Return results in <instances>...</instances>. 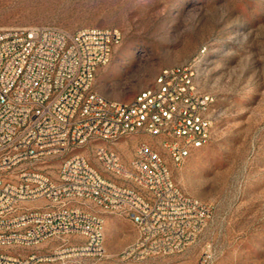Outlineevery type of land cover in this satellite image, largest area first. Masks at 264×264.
I'll list each match as a JSON object with an SVG mask.
<instances>
[{"label": "built area", "instance_id": "obj_1", "mask_svg": "<svg viewBox=\"0 0 264 264\" xmlns=\"http://www.w3.org/2000/svg\"><path fill=\"white\" fill-rule=\"evenodd\" d=\"M121 39L118 29L100 27L75 33L48 25L0 28V264L104 256L105 220L92 205L138 228L123 257L137 250L141 259L179 253L204 231L211 208L179 189L162 155L147 143L138 145L128 165L98 144L101 171L83 154H66L89 141L147 133L181 163L211 140L214 99L196 83V58L165 68L129 101L93 88L97 70ZM58 156L57 177L37 166ZM73 236L81 243L68 242ZM58 238L62 244L49 254L9 248Z\"/></svg>", "mask_w": 264, "mask_h": 264}, {"label": "rangeland", "instance_id": "obj_2", "mask_svg": "<svg viewBox=\"0 0 264 264\" xmlns=\"http://www.w3.org/2000/svg\"><path fill=\"white\" fill-rule=\"evenodd\" d=\"M38 25L68 33L85 27L121 32L93 85L108 98L132 100L165 68L196 58V83L214 99L211 140L181 163L147 133L114 143L89 141L66 153L85 155L101 171L98 144L118 152L128 165L138 145L147 143L162 155L179 189L211 208L197 240L165 257L141 259L139 250L123 257L138 228L129 218L92 205L105 220V254L74 256L67 264H264V0H0V28ZM62 160L58 156L37 166L57 177ZM81 241L79 236L68 240ZM61 244L58 238L9 248L49 254Z\"/></svg>", "mask_w": 264, "mask_h": 264}]
</instances>
